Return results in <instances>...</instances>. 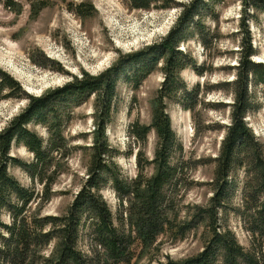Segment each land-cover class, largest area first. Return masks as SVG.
<instances>
[{"label":"trees","instance_id":"obj_1","mask_svg":"<svg viewBox=\"0 0 264 264\" xmlns=\"http://www.w3.org/2000/svg\"><path fill=\"white\" fill-rule=\"evenodd\" d=\"M209 1L178 4L177 19L159 40L121 54L114 64L96 75L82 70L80 75H71L69 81L37 96L26 93L16 79L0 68V99L27 98L23 109L0 130V210L11 214L10 224L0 219V264H140L144 254L158 250L161 238L177 242L199 227L205 229L201 251L180 260L167 255L166 260L153 264H264V147L245 120L246 114L258 107L251 99L248 86L257 83L264 86V64L250 58L255 49L250 45L246 29L245 9L240 19L245 33L241 36L235 77L230 83L233 93L230 123L224 127L219 153L213 159V177L207 182L212 195L207 201L202 204L182 202L189 189L184 182L188 162L178 157L172 161L173 151L181 152L182 145L177 141L166 108L171 102L189 110L194 108L189 100L198 85L188 88L180 72L187 67L200 72L190 51L179 46L192 37L196 29L202 34L198 23ZM244 1L250 8L264 11V0ZM127 2L130 7L145 10L177 5L173 0ZM0 3L16 13L21 9L18 0H0ZM48 4L47 0H29L30 13L36 15ZM203 42L205 45L204 39ZM43 59L54 63L46 56ZM158 64L163 80L151 101V121L148 125L133 122L129 126L137 143H144L147 134L154 132V155L147 161L148 165L153 164V172L150 175L141 172L139 151L136 156L140 170L128 179L111 168L113 149L105 133L115 112L117 81L123 77L131 87L137 88ZM51 67L62 70L58 64ZM91 95L95 108L91 142L80 146L91 151L86 177L62 214L42 215L39 202L51 197L52 185L60 170L54 159L58 154L65 163L74 148L68 146L63 123L71 117L72 108ZM31 124L43 126L47 137L42 138ZM13 144L23 145L33 159L23 162L11 155ZM9 164L18 165L33 183H39L40 192L24 187L9 175ZM240 168L245 175L243 204L241 209L234 210L241 215L251 234L250 249H245L223 225ZM108 182L118 200L119 209L115 212L100 192ZM31 204H35L32 209ZM82 229L88 235L87 250L78 246ZM50 246L49 253L45 254L44 250Z\"/></svg>","mask_w":264,"mask_h":264},{"label":"rangeland","instance_id":"obj_2","mask_svg":"<svg viewBox=\"0 0 264 264\" xmlns=\"http://www.w3.org/2000/svg\"><path fill=\"white\" fill-rule=\"evenodd\" d=\"M47 1L49 4L36 15L30 13L29 0H18L21 4L18 13L0 3V68L16 79L26 93L36 96L69 81L71 75H80L82 70L96 75L114 64L121 54L139 50L159 40L177 19L180 12L178 4H188L191 0H173L177 5L149 10L130 7L127 0ZM207 3L198 23L202 34L196 29L192 37L179 46L190 51L200 71L187 67L180 72L188 88L198 85V90L189 100L194 108L189 110L173 102L166 108L177 141L182 145L181 152L173 151L172 161L178 157L188 162L184 182L189 189L182 199L184 204H202L212 195L207 182L213 177V159L219 153L224 127L230 123L229 106L233 101L230 83L235 77L234 68L239 62L242 46L241 36L245 33L240 25L244 9L248 14L246 29L250 45L255 49L250 58L264 64V11L248 7L244 0H210ZM43 56L54 63L45 61ZM38 63L47 66L42 67ZM54 64H58L62 70L53 69L51 66ZM159 66L137 88L131 87L123 77L117 81L115 112L105 133L113 149L110 166L128 179L134 177L137 169L140 170L136 156L139 151L143 166L141 172L144 175L153 172V164L148 165L147 161L154 155V132L147 134L144 143H137L129 132V126L133 122L139 126L150 123L151 101L163 80ZM249 89L251 99L258 107L248 112L245 120L264 147V86L257 83L249 85ZM26 103L25 97L0 99V130ZM94 109V97L91 95L73 107L71 117L63 123L68 146L74 148L69 151L65 163L58 158V154L54 159L60 170L52 185L51 197L39 202L42 215L62 214L86 177L91 151L80 146L91 142ZM30 127L42 138L47 137L43 126L31 124ZM10 154L23 162L33 159L21 144H13ZM7 172L24 187L37 191L41 188L18 165H7ZM244 180L245 175L240 168L235 178L236 190L226 207L223 225L234 233L245 249H250L251 234L245 228L241 215L234 210L242 208ZM100 192L111 210L117 211L118 200L110 183ZM34 205L31 204V209ZM0 219L10 224L11 214L2 209ZM203 236L205 229L199 227L196 232L177 242L163 237L158 250L148 251L139 263L164 261L167 255L173 260H180L196 254L204 246ZM78 246L87 250L86 230H81ZM50 249L51 246L44 253H49Z\"/></svg>","mask_w":264,"mask_h":264}]
</instances>
